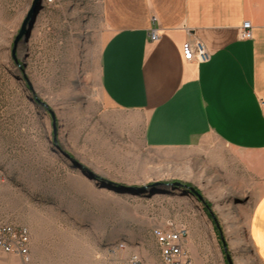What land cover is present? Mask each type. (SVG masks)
<instances>
[{
  "label": "rangeland",
  "instance_id": "374dc122",
  "mask_svg": "<svg viewBox=\"0 0 264 264\" xmlns=\"http://www.w3.org/2000/svg\"><path fill=\"white\" fill-rule=\"evenodd\" d=\"M33 3L0 0V217L29 230L30 264H161L150 231L168 222L189 228L193 264H260L244 182L166 169L143 131L134 148L108 138L101 0H42L21 35Z\"/></svg>",
  "mask_w": 264,
  "mask_h": 264
},
{
  "label": "crops",
  "instance_id": "0c3cea01",
  "mask_svg": "<svg viewBox=\"0 0 264 264\" xmlns=\"http://www.w3.org/2000/svg\"><path fill=\"white\" fill-rule=\"evenodd\" d=\"M101 10L108 138L134 148L143 131L166 169L188 176L210 165L219 185L244 182L254 194L246 198L250 237L264 264V0H101ZM245 22L251 40L239 37ZM189 41L204 44L210 61H186Z\"/></svg>",
  "mask_w": 264,
  "mask_h": 264
},
{
  "label": "built area",
  "instance_id": "2783aa9c",
  "mask_svg": "<svg viewBox=\"0 0 264 264\" xmlns=\"http://www.w3.org/2000/svg\"><path fill=\"white\" fill-rule=\"evenodd\" d=\"M155 22L157 21L154 17ZM152 41L160 38L159 29H154L150 34ZM239 37L242 40H251L253 38V29L250 22H245L239 30ZM183 57L189 62L206 63L210 61L211 54L204 44L200 42H186L183 45ZM152 234L157 237V244L162 250L161 264H193L192 256L186 250L187 238L190 230L185 225H178L174 222H168L165 226L152 228ZM30 232L24 227L15 223L8 222L0 217V253L7 256H15L25 264H30ZM126 248L118 246L110 252L118 253ZM110 264H140L137 260V253L124 258H119L110 262Z\"/></svg>",
  "mask_w": 264,
  "mask_h": 264
},
{
  "label": "water",
  "instance_id": "95a60500",
  "mask_svg": "<svg viewBox=\"0 0 264 264\" xmlns=\"http://www.w3.org/2000/svg\"><path fill=\"white\" fill-rule=\"evenodd\" d=\"M41 3H42V0H34L33 8L31 10V12L29 13L28 18H27V20H26V22H25V24L23 26V29L21 31V35L24 34L25 29H26V26H27L30 18H32V20H31V27H32V25H33L36 17L38 16V14L40 13V11L42 10V7L40 6ZM175 185H180V184L179 183H175Z\"/></svg>",
  "mask_w": 264,
  "mask_h": 264
},
{
  "label": "bare ground",
  "instance_id": "6f19581e",
  "mask_svg": "<svg viewBox=\"0 0 264 264\" xmlns=\"http://www.w3.org/2000/svg\"><path fill=\"white\" fill-rule=\"evenodd\" d=\"M150 235L152 236V238L155 240V243L158 247V250H159V255H160V258L162 260V250L160 248V245L157 244V237L155 234H152V230L150 231ZM118 246H123L124 248H127V245L125 243H121L119 245H117L114 249H111V250H115L117 249ZM137 260L140 261V264H144V261L142 260V258L140 257V255L137 254Z\"/></svg>",
  "mask_w": 264,
  "mask_h": 264
}]
</instances>
